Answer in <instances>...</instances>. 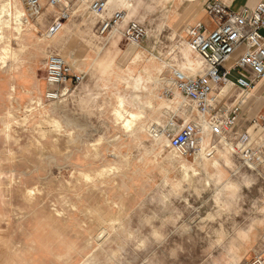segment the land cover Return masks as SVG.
I'll use <instances>...</instances> for the list:
<instances>
[{"label": "rangeland", "instance_id": "374dc122", "mask_svg": "<svg viewBox=\"0 0 264 264\" xmlns=\"http://www.w3.org/2000/svg\"><path fill=\"white\" fill-rule=\"evenodd\" d=\"M16 1L25 13L20 24L11 14L15 0H0V85L11 93L0 106V264H128L134 253L128 233L146 215L161 221L153 220L151 228L163 240L151 242L148 227L140 228L148 252L135 255L143 264H244L235 247L264 219V162L259 156L245 162L212 137L211 156L225 165L218 170L207 159L179 156L168 142L155 141L158 136L170 140L175 126L169 113L174 117L183 104L170 69L182 65L187 54L201 66L188 46L189 32L178 31L189 2L175 0L183 7L169 10L171 0H136L130 16L149 28L145 43L155 54H147L125 38L103 48L95 34L100 16L90 10L94 0L63 2L61 9L70 16L58 29L54 14L60 8L49 0H41L40 14ZM117 4L109 5L125 8ZM50 52L62 54L73 73L84 75L58 99L47 98ZM87 52L97 59L84 61ZM157 56L172 65L160 64ZM114 69L122 74L118 90L105 85L116 75L102 76ZM165 85L172 90L169 96ZM119 94L142 114L115 130ZM222 156L231 164L226 166ZM97 208L104 214L98 229L91 222Z\"/></svg>", "mask_w": 264, "mask_h": 264}, {"label": "built area", "instance_id": "2783aa9c", "mask_svg": "<svg viewBox=\"0 0 264 264\" xmlns=\"http://www.w3.org/2000/svg\"><path fill=\"white\" fill-rule=\"evenodd\" d=\"M24 1L34 14L41 13V0ZM64 1L49 0V5L55 7ZM127 1L132 5L134 0ZM202 1L207 15L215 21L216 27L208 32L203 22H197L189 30L187 43L200 59V72L191 74L178 67L172 69L174 86L183 98V104L177 108L174 117L170 118L175 130L169 141L170 147L181 156L196 153L207 132L212 137L228 142L226 136L236 126L240 107L220 111L214 94L217 87L233 83L245 91H253L264 80V36L261 33L264 26V2L254 9L233 10L223 0ZM107 5L108 0H94L90 4V10L93 14L102 16ZM127 15L126 9L117 10L110 19L102 21L99 34L108 37L121 32L129 42L140 44L147 37L148 29L139 21L132 20L124 30H120ZM69 16L68 10H62L57 18V26L66 22ZM236 52H239V56L228 67L227 63ZM234 71L238 72V76L233 82ZM46 72L47 82L56 86V89L47 92L49 99H58L67 94L70 90L69 83L79 84L84 78L81 73H73L70 63L58 53L48 56ZM163 90L166 96L172 94L169 87H164ZM181 115L183 121L178 119ZM255 123L261 130L257 137L247 131L235 132L234 141L226 143L245 162H251L264 148V111ZM256 258L257 264H264V256L258 255Z\"/></svg>", "mask_w": 264, "mask_h": 264}, {"label": "crops", "instance_id": "0c3cea01", "mask_svg": "<svg viewBox=\"0 0 264 264\" xmlns=\"http://www.w3.org/2000/svg\"><path fill=\"white\" fill-rule=\"evenodd\" d=\"M66 1H68V0H65L64 2H66ZM124 1L125 0H116V2L119 3L117 5H119V6H124L123 5ZM223 2L226 4V6H228L229 8H231L233 10H241L243 8L254 9L257 7L258 4H260L261 2H264V0H223ZM110 3H111V0L108 3L107 8L103 12L102 16L99 17V20L97 21V26L95 29L96 36L98 38H100L101 40H103V48L106 47L107 45H109L112 41L114 42L115 40L124 38L122 36L121 32H116L115 34L108 36V37L101 36L99 34V30H100L102 21L104 19H110L112 17V15L117 10H121V9L116 8V7L115 8L111 7V5H109ZM135 3H136V0L133 1L132 5H129L128 3H126V4H128V6L127 5L124 6L125 7L124 9H126L128 11V15H127L126 20L121 23L120 30H124L127 27V25L129 24V22H131L132 20L139 21L149 30V28L147 27V25L143 21L137 19L136 17L130 16V10L134 6ZM175 4H176L175 0H171V2L169 1V3L167 4V8L169 10L174 9V8L176 10H178L179 8L183 7V6H181L182 3L181 4L178 3L177 5H175ZM62 6L64 9V5L62 3L55 6V8L56 7H57V9L60 8V10L54 14V24L57 23V18L59 16V13L63 10V9H61ZM168 9L166 10V14H167ZM186 11H189V14L187 15L185 21L180 25V27L178 29V31L180 33H184V34L188 33L190 28L192 26H194L197 22H203L204 25L206 26L208 32H210L211 30H213L216 27L215 21L212 20L207 15L205 5H204V2L202 0H190L189 4L184 6L182 9V12H186ZM165 23H166V21H165ZM165 23L163 22L164 27H167L165 25ZM184 24H185V26H184ZM59 27H61V26H57V29ZM167 28L171 29L170 27H167ZM153 32H156V30H154ZM261 33L264 36V26L261 29ZM188 35H187V37H188ZM151 36L153 37V35H151ZM147 39H148V37H146L140 44H136V45H139V50L142 52H145L147 54H150V53L155 54L154 49L150 45L145 43L147 41ZM52 53H56V52H50L47 55L46 62L48 60V56ZM96 55L99 57L100 52L96 53ZM238 56H239V52H236L232 56L233 58L227 63V66L228 67L232 66L235 59ZM92 57L93 56L89 52H87L86 56L84 57V61H91V60L94 61L95 59H97V57L93 58V59H92ZM157 57L159 59L157 58L158 60H156V61H158L160 64H162V62H163V64H166L168 66L172 65L170 63L169 59H165L164 57H162V59H160L159 56H157ZM101 60L102 61H100V63L102 64V68H103V59H101ZM107 60L108 59H106L104 63L113 65V61H114L113 59H111V60L109 59L108 61ZM84 65H85V63H84ZM132 65H134V64H132ZM171 71H172V69H170V76H171ZM108 75H113V76L116 75V79L110 78L111 81L109 83L107 82L105 84L106 87L108 89L115 88L116 90H118V86L120 85L121 80H122V74L117 72L114 69L113 71L111 70L110 72L103 73L102 76L106 77ZM237 76H238V72L234 71L232 73L233 82L235 81ZM106 79H108V78H106ZM163 87H168V86L165 85ZM43 88L45 89V87H43ZM53 89H56V86L48 83V90L47 91L53 90ZM214 94L217 98V106L220 109V111H222V112L228 111L232 107H235V106L240 107V113L238 116V121L236 123V126L226 136V140L228 142H230L231 140L234 141V139H235L234 133L235 132L240 133V132L247 131V132L251 133L253 137H256L257 135L260 134L261 130L258 129V127L255 123V120L259 119V117L261 116V114L264 111V80L260 81L257 84V87L253 91H245V90L241 89L240 87H238L237 85L230 83V84L223 86V87H217L215 89ZM36 95H37V92H36ZM24 96L25 95H23L22 96L23 99L22 100L19 99V101H24V99H25ZM33 98H35V97H33ZM114 117H115V108H114ZM170 118H171V113H169V116H168V119H170ZM120 125H122V124H117L116 120L114 121V129L115 130H118L117 128L120 127ZM122 128H123V126H122ZM118 135H121V133L117 132L116 138L118 137ZM211 138H212V136H211ZM215 138H218L219 142H224V141H220L219 137H215ZM228 142H226V143H228ZM256 156H259L261 161H264V148L261 149L256 154ZM189 161H191V159H189ZM28 192L32 193L33 190L28 189ZM101 210H102L101 208H97L96 210L92 211V215H91L92 225H93V227H95L97 229L103 225L104 214ZM256 225H260V227L255 228V229H249V230L245 231L244 234L242 235L243 238L239 241V243L235 247L236 250H235L234 255L240 259L241 263L243 262L244 264H257L256 256H258V255L264 256V241H263L264 228L261 227L262 225H264V219L260 218V222L256 223ZM91 230L93 231L94 229L91 228ZM18 247H19L18 250L20 251L21 250L20 244Z\"/></svg>", "mask_w": 264, "mask_h": 264}, {"label": "bare ground", "instance_id": "6f19581e", "mask_svg": "<svg viewBox=\"0 0 264 264\" xmlns=\"http://www.w3.org/2000/svg\"><path fill=\"white\" fill-rule=\"evenodd\" d=\"M180 1H182V2H189L190 0H180ZM108 2H110V0ZM123 5L124 6H126V5L128 6V4L125 3V1L123 2ZM12 10H13V12H11V14H14L16 20L20 24L21 23V20H22V17L25 15V13L22 10H20V8L18 7V2L16 0H15V3L13 5V7H12ZM55 38H56V36H55ZM65 56H67V55H65ZM64 58H66V57H64ZM72 65H74V64H72ZM178 68L182 69L185 72H188V73H191V74H196V73H199L200 72L201 66H200V64L198 62L194 61L189 54H187L184 57V59H183L182 65H180ZM170 78H171L170 81L172 80L171 82H173L172 72H171ZM162 80H164V79H162ZM160 82H162V81H160ZM5 90H7V88L3 84L0 85V92H1V94H0V106L7 104V102L9 101L8 98H7V96H9L11 93H9L8 95H6L4 93ZM117 98H118L117 105L115 107V120H116V123L117 124H122V125H124L126 127H129V126H131V124L133 123V121H136L138 118L141 117L142 112H140V113L139 112H134V111H132L128 107V99H127L126 95L119 94L117 96ZM11 112H12L11 110H8L7 113L9 114ZM46 119L51 124H53L55 126H58L57 119L53 118L52 116H46ZM157 124H159V123L157 122ZM155 141L160 142V143H162V142H168V145L170 147L169 140L165 139L163 136H158L155 139ZM227 146L229 147V149L231 148L230 144H227ZM214 147H215V145H214V141L211 139V134L209 132H207L203 136V141H202L199 149L196 151V153L193 154V156H195L194 159H196L197 162H199V159H200L201 160L200 161L201 163L205 159H207V161H210V163L216 169L222 170V169L225 168V165H223L222 163H220V161L218 159H214L213 156H211L212 153L214 152L213 151V148ZM179 156H181V155H179ZM188 157H192V155H190ZM222 157H224V164H226V166L231 164L230 159H229L228 156H222ZM184 165L187 166L186 163ZM222 166H223V168H222ZM193 169L196 171L195 168H193ZM101 232L104 233L103 229L101 230ZM101 232H100V235L98 236V238H100V237L103 236V234L101 235Z\"/></svg>", "mask_w": 264, "mask_h": 264}, {"label": "snow or ice", "instance_id": "6c2138e0", "mask_svg": "<svg viewBox=\"0 0 264 264\" xmlns=\"http://www.w3.org/2000/svg\"><path fill=\"white\" fill-rule=\"evenodd\" d=\"M249 167H251L249 165ZM262 183H264V178H262ZM259 187V185H257ZM167 197L161 199L160 203L165 204ZM183 206H187V202H182ZM162 215H168L167 212H163ZM194 214L190 213V218H193ZM153 220L156 223H161L159 219H157L154 215H146L140 221V225L137 227L135 231L130 230L127 236V239L131 242L132 249L134 250L133 257L128 264H143V257L135 255L136 252L146 254L148 252V245L145 243L143 235L140 234V228L147 226L149 230V238L153 243H159L163 240V237L160 236L159 232L152 230L151 225ZM195 219L193 220V226L195 227ZM185 264H191L190 261H185Z\"/></svg>", "mask_w": 264, "mask_h": 264}]
</instances>
